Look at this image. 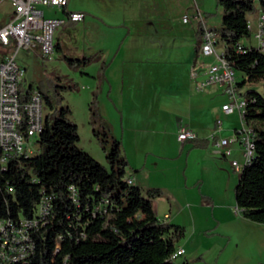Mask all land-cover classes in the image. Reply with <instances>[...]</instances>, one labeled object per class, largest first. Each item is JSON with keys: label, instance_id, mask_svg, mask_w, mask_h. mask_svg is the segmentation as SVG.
I'll use <instances>...</instances> for the list:
<instances>
[{"label": "trees", "instance_id": "obj_1", "mask_svg": "<svg viewBox=\"0 0 264 264\" xmlns=\"http://www.w3.org/2000/svg\"><path fill=\"white\" fill-rule=\"evenodd\" d=\"M217 4L222 8L221 25L210 29L218 34L225 59L241 77L238 89L246 88L240 91L243 119L252 130L254 145L252 158L238 174L235 202L244 218L264 224V54L243 43L251 36L248 15L256 5L264 13V0H217ZM68 61L83 66L91 59ZM256 82H261L263 93L254 87ZM40 92L50 110L39 136L40 150L10 162L0 175L2 187L13 188L0 197L3 216L32 217L41 198L50 199L51 217L35 239L29 264H177L172 254L184 228L156 217L150 198L159 190L144 196L128 182L121 141L111 136L97 103L89 104V123L94 135L102 137L109 170L78 147V128L69 121V107L56 109ZM110 138L113 145L108 150L105 144Z\"/></svg>", "mask_w": 264, "mask_h": 264}, {"label": "crops", "instance_id": "obj_2", "mask_svg": "<svg viewBox=\"0 0 264 264\" xmlns=\"http://www.w3.org/2000/svg\"><path fill=\"white\" fill-rule=\"evenodd\" d=\"M194 2L193 17L195 12L199 11L206 25L209 28H214L210 22L218 16L207 17L209 13L203 14L196 0ZM69 3L70 0L67 7L61 10L63 15L52 7L42 6L40 9L44 17L48 18H66L68 12L84 13L82 21L71 22L66 20L61 27H85L91 23L94 27H99L100 31L104 30L103 35H106L107 29L113 32V29L116 28H127L123 41L116 50L110 46L107 47L106 40H102V44L106 47L102 48L101 55L97 60L100 62V69L102 65L105 67L101 71L103 79L95 81L96 91L89 100L99 103L100 96L104 95L118 116V120H113L101 113L108 124L112 123L113 125L117 122L121 127L119 139L121 145H124L125 152L123 153L130 169V173H126V177L131 180L132 184L139 187L144 196H147V191L151 189L159 190V195L150 198L154 213L160 221L174 225L181 224L182 217L180 215L186 211L179 202V192L176 190L183 191L182 193L186 196L188 188L198 185L200 199L195 204L188 205L203 206L204 233L211 230L209 234L226 238L223 247L212 252L214 254L212 258H206L203 253H200L198 260H196V254L199 250L196 252L189 251L184 245L177 244V248H182L184 254L179 257L181 259L178 262H175L177 264L183 262L187 264H219L226 252H232L233 249L242 252L246 244L250 242L252 235H256L254 228L260 227L264 233V224L244 218L235 202L234 191L239 176L237 170L241 169L245 163L243 162L242 145L239 142L232 143L230 154L223 155L215 145V139L229 137L240 128L242 130L243 128L250 129V127L243 120V124L239 121L241 116L238 115L237 111L232 113L222 111V106L230 101L224 93L223 87L210 85L202 91L195 89L196 80L204 78L203 63H210L214 59L212 56L199 57L198 51L202 43L200 22L194 20V23L189 26V30L184 33L186 36L174 35L175 37L172 36L173 40L166 44L162 33L145 34L146 38L139 40L129 39V36L132 35V29L141 30L148 24L152 26L154 22H158L157 18L164 21L162 15L159 16L157 13L162 7V0H149L148 4L151 10H148L145 15L143 13L146 9L140 12L138 0H99V6L92 11L93 15L90 18L85 15L84 11L71 10ZM7 6L10 14L9 21L12 13L9 0H7ZM220 16L222 17V12ZM182 22L189 23L188 21L184 22L183 19ZM139 35L141 36V34ZM169 46L171 50L170 59L172 58L171 62L174 64V69H170L171 74L166 76L171 77L174 85L179 88V91L176 88V96L173 97L169 91L164 94L162 86V80L165 78L164 64L167 62L165 61V51H168ZM10 50V46L4 47L0 44V63ZM60 50L61 45L59 37H57L55 52L58 53ZM21 51L17 60L27 72V69L35 65L36 60L41 56L36 48ZM79 58L85 60L88 57L82 55ZM51 59L53 56L43 60ZM118 60L119 63L116 64ZM132 62L137 63V65H132L134 64ZM88 65H83V69L90 72ZM195 66L197 67V78H193L191 74ZM97 67L98 62H95L92 69L95 70ZM117 74L122 78L119 83L115 79ZM126 77L131 78L129 84H132L134 78L137 79L136 81L140 79L142 84L134 90V93H132L131 85H126ZM24 85L25 89L33 86V83L27 82L26 75ZM243 88L240 90L241 92L244 91ZM164 98L168 100L166 105H163ZM147 103L152 106V110L146 120L142 122L136 111ZM217 120L221 121V128L213 139L211 135L215 130ZM140 124L145 126L139 128ZM167 125H169L168 128L165 127ZM182 128L193 130L197 134V139L179 141L178 134ZM113 133L117 135L114 129ZM160 134L170 135L172 139V142L165 140V143L168 144L163 143L161 145L163 151L168 150V145L174 147L175 150L178 149L179 154L186 151L183 184L179 182L178 175H171L175 171L174 165H156L155 170H152L147 167L146 161L134 163L131 160V156L138 157L144 151L147 154H153L155 152L152 149L154 144H149L151 137L148 138V136H160ZM233 160L241 163L238 164L236 171L232 166ZM169 178L173 179L174 184L165 181ZM188 210L187 215L190 216V223L193 224L194 213L191 207ZM193 226L195 228V225ZM250 228L252 230H247ZM235 238L238 240L235 241ZM255 264H262V262Z\"/></svg>", "mask_w": 264, "mask_h": 264}, {"label": "rangeland", "instance_id": "obj_3", "mask_svg": "<svg viewBox=\"0 0 264 264\" xmlns=\"http://www.w3.org/2000/svg\"><path fill=\"white\" fill-rule=\"evenodd\" d=\"M140 12L145 10L143 13L144 15L147 13L148 10H151L149 0H138ZM194 0H162V7L157 11L158 15L164 18V21H160L157 18V23L154 22L152 26L150 24L142 27L140 30L132 29V35L129 36V39L133 38L136 40L146 38L144 35H152L155 33H162L163 39L165 40V44L167 42H171L173 40L174 35L183 36L189 30V26L194 23L196 20L192 12L195 10ZM196 3L199 9L202 11L203 14L209 13L207 17H215L218 16L216 19L214 18L210 23L213 25L214 28H217L221 25L220 13L222 12V8L218 6L217 0H196ZM99 6V0H70L69 8L71 10H80L84 11L87 17H92V11H94ZM203 6V7H202ZM202 7V8H201ZM55 9V8H53ZM58 12L61 10L56 9ZM48 11V10H47ZM48 14V13H47ZM61 15L62 12L60 13ZM259 10L256 5V11L248 15V21L251 24V36L249 39H245L244 43L248 46H255V40L252 36L253 31L256 28V22L258 18ZM9 9L7 6V0H0V27L3 26L9 19ZM186 17L189 23L185 24L182 22V19ZM218 25V26H217ZM198 26V25H197ZM198 29V27H197ZM111 30H106V35L104 34V30L100 31L99 27H94L91 23H88L87 26L81 27L78 26L77 28H70V27H58L54 33V43H56L57 37H59V43L61 45L60 52H54L53 59L51 60H43L39 57L36 60V64L32 65L31 68L27 69L26 72V80L27 82L33 83V87L39 88L43 94L49 97L50 101L54 105L56 109L60 108L61 106H67L70 109V114L68 116L69 121L76 124L78 128L79 134V142L77 143L78 147L83 150L84 152L88 153L91 157H93L96 161H98L104 168L107 170L110 169V166L106 159V151L103 150V144L100 139H98L93 131L92 125L89 123V104L91 101L92 94H95L96 85L95 81L97 82L99 79L102 80L101 77L102 72L100 70V62L97 60L99 59L104 44H102V40H106L107 47L118 49L123 41V37L127 32V28L121 29L116 28ZM141 34V36L139 34ZM144 33V34H142ZM182 34V35H181ZM186 36V35H185ZM175 37V36H174ZM105 38V39H104ZM150 39V38H148ZM219 40V36L217 38ZM105 42V41H103ZM217 49H223V43L218 41L217 42ZM165 51V78L163 81V88L164 94L166 91L171 92L170 95L176 96V85L171 80L172 78L167 77L171 74L170 69H174V64L171 62L172 58L170 59V46ZM22 51H20L21 53ZM86 55L88 59L91 61L88 63L89 71H85L83 69L82 63L81 65L77 62L69 63L68 59H81L79 56ZM62 56V57H61ZM202 55H199L201 57ZM42 60V61H41ZM120 60V58H119ZM119 60L116 64L119 63ZM95 62H98V67L94 70L92 66ZM134 63V62H132ZM137 65L134 63L132 65ZM134 68V67H133ZM167 75V76H166ZM91 76V77H89ZM117 79V83L121 81L122 78L115 76ZM130 77H126L127 83L126 85H131V90L134 93V90L137 87H140L142 83H140V79L138 81H132V84H129ZM237 81H241V77L239 74L236 73ZM254 87L260 92L263 93V87L261 86V82H256ZM246 89V88H244ZM56 91L58 93H56ZM179 91V88H178ZM180 97H182L180 95ZM163 105H166L168 100L164 98ZM97 100V98H96ZM135 100H138L135 98ZM140 101V100H139ZM142 101V100H141ZM97 102H95L96 104ZM151 103V102H149ZM143 104L142 108H138L136 114H138L142 120H146L148 114L151 112V105ZM137 104V103H136ZM150 106V107H149ZM99 112L102 113L104 116H107L113 120H118V116L116 115L115 110L111 106L110 101L104 97V95L100 96L99 103L96 104ZM165 107V106H164ZM50 113V110L46 106L44 102L43 107V115L44 118L47 114ZM52 116H50V119ZM104 118V117H103ZM239 121L243 124L242 119L239 117ZM240 123V124H241ZM145 125L140 124L138 127H142ZM166 128L169 125L165 126ZM95 128L98 130L99 134L101 135V128L97 124ZM110 130V134L115 139H119L121 127L117 122L112 125L109 124L108 126ZM113 129L117 132V135L113 133ZM167 134H160L158 135H150L148 138L149 144H154L152 149L155 151L153 154H147L145 151L138 155V157H132L131 160L134 163H141L146 161L147 167L152 170H155L156 165H174L175 171L171 173L178 175L179 182L182 184L184 183L185 175L183 171L186 169V151L183 153L178 152V149H174V147H170L168 145V150L163 151L161 145L165 143V140L171 141V136L169 135L166 138ZM155 139V140H153ZM108 142L105 144L108 150L111 149L113 145V138L106 139ZM165 144H168L167 142ZM165 146V145H164ZM122 151H124V145H121ZM161 149V150H159ZM164 153V154H163ZM126 158V157H125ZM127 160V159H126ZM237 170V169H236ZM241 169L237 170L240 173ZM126 173H130V169L128 166L126 167ZM187 173V172H186ZM170 175V176H171ZM190 179V178H189ZM166 182L169 184H174L172 178L166 179ZM179 192V202L181 206H184L186 211H184L180 217H182L181 224H175L177 226H181L184 228V235L181 237L176 244L184 245L185 248L189 251H198L196 254V260H198L200 253H203L204 257L212 258L213 253L218 249H221L226 241L225 237L218 236V235H211L208 230L206 233L203 232V206H190L188 204H195L198 199H200V194L198 190V185L194 187H190L187 189V195L185 196L183 191L176 190ZM175 191V192H176ZM191 207L192 212L194 213V223H190L191 219L190 216L187 215L189 212V208ZM217 210V209H216ZM215 211V210H214ZM241 214V210H240ZM195 225V228L194 226ZM258 226V225H257ZM237 230V229H236ZM247 230H252L247 229ZM256 235H252L250 238V242L246 244L244 250L242 252H237L236 250H232L226 252L223 255L222 260L219 264H255L257 262H262L264 264V233L260 227L254 228ZM238 239L235 238V241ZM218 245V246H217ZM231 248H233L231 246ZM181 258L176 259L178 262Z\"/></svg>", "mask_w": 264, "mask_h": 264}, {"label": "built area", "instance_id": "obj_4", "mask_svg": "<svg viewBox=\"0 0 264 264\" xmlns=\"http://www.w3.org/2000/svg\"><path fill=\"white\" fill-rule=\"evenodd\" d=\"M9 2L12 7L10 20L0 28V44L11 47L10 52L0 63V175L8 169L10 162L39 152L38 140L44 127L43 95L37 87L30 86L25 89L26 70L18 63L19 52L36 48L42 59L52 58L55 52L56 29L66 20L79 22L84 19L82 12H68L66 18H48L44 17L40 9L47 6L62 10L67 7L69 0H9ZM194 18L200 22L202 28V43L198 54L214 58L210 63H203L204 78L196 80L195 89L202 91L210 85L223 87L230 101L222 106V111L225 113L237 111L240 116V113H245L242 112L244 96L238 89L235 69L225 59L223 49H217V33L206 25L202 14L196 11ZM183 21L187 22V18L184 17ZM248 27L251 30L249 21ZM252 36L255 40L254 47L264 54V13L260 11ZM237 49L244 51L241 46ZM196 68L193 67L191 72L193 78H197L198 75ZM220 128L221 121L217 120L211 135L213 139ZM195 139L197 134L191 129L182 128L178 134V140L181 142ZM237 142L243 147V162L249 161L251 141L244 132H241V128L229 137L215 139V145L223 155H229L230 145ZM238 164L241 163L232 161L235 171ZM3 191L12 193L13 188L9 185L3 188L0 184V197ZM49 200L42 197L32 217L3 216L0 212V264L31 262L36 250L35 239L51 217ZM183 254L182 248H176L172 258L176 260Z\"/></svg>", "mask_w": 264, "mask_h": 264}, {"label": "bare ground", "instance_id": "obj_5", "mask_svg": "<svg viewBox=\"0 0 264 264\" xmlns=\"http://www.w3.org/2000/svg\"><path fill=\"white\" fill-rule=\"evenodd\" d=\"M218 34H216V43L219 41L218 39ZM244 106H245V101H244V98H243V102H242V112H244ZM240 116H241V119L244 121L243 119V113H240ZM245 122V121H244ZM241 132H244V134H246V137H248L251 141L250 143V155H249V161L250 159L252 158L253 154H254V145H253V139H252V130L251 128L250 129H242ZM249 161H246L243 166L241 167V170L243 169V167L249 162Z\"/></svg>", "mask_w": 264, "mask_h": 264}]
</instances>
